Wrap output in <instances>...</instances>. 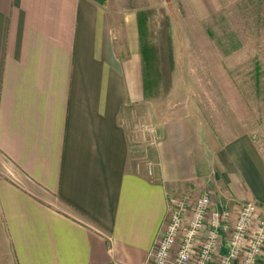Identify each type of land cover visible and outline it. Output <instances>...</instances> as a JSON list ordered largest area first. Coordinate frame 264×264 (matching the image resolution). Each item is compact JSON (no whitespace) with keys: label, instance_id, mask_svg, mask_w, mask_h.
I'll list each match as a JSON object with an SVG mask.
<instances>
[{"label":"crops","instance_id":"crops-1","mask_svg":"<svg viewBox=\"0 0 264 264\" xmlns=\"http://www.w3.org/2000/svg\"><path fill=\"white\" fill-rule=\"evenodd\" d=\"M170 2L198 29L230 17L241 47L254 46L256 0ZM126 3L0 0V264H145L170 202L199 190L264 217V150L249 132L208 148L171 106L176 118L131 138L130 110L156 106L143 86V1ZM170 31L172 46L192 44L173 18Z\"/></svg>","mask_w":264,"mask_h":264},{"label":"rangeland","instance_id":"rangeland-1","mask_svg":"<svg viewBox=\"0 0 264 264\" xmlns=\"http://www.w3.org/2000/svg\"><path fill=\"white\" fill-rule=\"evenodd\" d=\"M141 1L142 8L137 13H143L145 39L152 42L155 48L153 66L147 73L158 76L160 85L154 88V96H145L149 104L156 106L155 110L151 105L130 110L126 126L131 130V138L146 141L144 137L149 127L176 118L170 112L172 110H168L176 106L198 124L202 137L206 139V135H209L212 142L204 139L208 148L213 149L219 142L249 132L259 148L264 150V0H256L253 9H250L252 13H249V18L253 21V27L249 25L248 34H253L254 46L248 47V52L246 47H241L243 39L232 28L230 17H219L207 23L204 29H198L194 27L192 19L190 24H185L187 15L179 5L174 7L165 0ZM134 2L128 0L126 4L131 6ZM241 16L247 19L245 11ZM172 18L179 23V39L183 41L185 34L192 44L172 46ZM242 33L245 37L247 30ZM200 38L202 44H199ZM168 44L172 49L173 62L170 77H166L169 72L165 58ZM215 49L221 60L215 59ZM237 50L239 53L232 57ZM154 99L159 102H153ZM216 140L219 142L216 143ZM203 193H209L214 200L225 203L210 191L199 190L189 196L195 199Z\"/></svg>","mask_w":264,"mask_h":264},{"label":"built area","instance_id":"built-area-1","mask_svg":"<svg viewBox=\"0 0 264 264\" xmlns=\"http://www.w3.org/2000/svg\"><path fill=\"white\" fill-rule=\"evenodd\" d=\"M258 210L251 202L230 207L209 193L181 195L168 205L164 232L145 264H264Z\"/></svg>","mask_w":264,"mask_h":264},{"label":"trees","instance_id":"trees-1","mask_svg":"<svg viewBox=\"0 0 264 264\" xmlns=\"http://www.w3.org/2000/svg\"><path fill=\"white\" fill-rule=\"evenodd\" d=\"M166 3H170V0H165ZM142 12L137 13V27H138V35H139V45H140V54L142 57L143 62V86H144V94L145 96L150 95L151 97L154 96L153 90L155 87H158L160 78L158 76L154 77V73L152 75H148L147 70L153 66L154 61V49L152 42H148L145 39V34L143 30V17ZM166 29H168V24H165ZM169 41V40H168ZM149 43V44H148ZM170 44H168L169 46ZM168 53V54H167ZM167 53L165 56L167 60V67L169 69V72L166 74V77H170V71L172 68V49L169 46L167 47ZM165 77V78H166ZM168 89V86L166 87ZM156 93L155 95H157Z\"/></svg>","mask_w":264,"mask_h":264}]
</instances>
